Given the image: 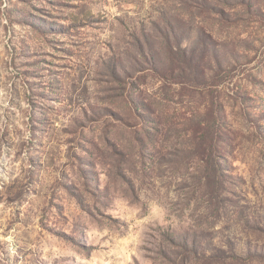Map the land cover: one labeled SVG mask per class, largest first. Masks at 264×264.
I'll use <instances>...</instances> for the list:
<instances>
[{"label":"rangeland","instance_id":"1","mask_svg":"<svg viewBox=\"0 0 264 264\" xmlns=\"http://www.w3.org/2000/svg\"><path fill=\"white\" fill-rule=\"evenodd\" d=\"M0 264H264V0H0Z\"/></svg>","mask_w":264,"mask_h":264},{"label":"trees","instance_id":"2","mask_svg":"<svg viewBox=\"0 0 264 264\" xmlns=\"http://www.w3.org/2000/svg\"><path fill=\"white\" fill-rule=\"evenodd\" d=\"M220 112H222L221 114L219 113L218 115L215 113L213 114L214 117L209 118L211 119L209 122L206 123L205 125V130L207 131V133L205 134V130H204V135H206V140H204V144H205V149L203 151V155L204 157H206V159L209 158H214V159H218V157L221 154V149L223 148L222 145H226V141H227V124L225 121V114H224V110L221 107L220 108ZM223 145V146H224ZM220 164H217V169L219 167Z\"/></svg>","mask_w":264,"mask_h":264}]
</instances>
